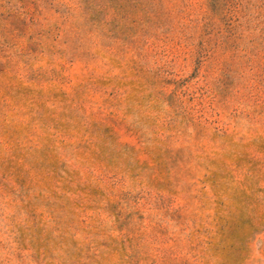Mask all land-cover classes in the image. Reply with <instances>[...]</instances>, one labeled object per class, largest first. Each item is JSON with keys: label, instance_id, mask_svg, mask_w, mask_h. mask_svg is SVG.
Instances as JSON below:
<instances>
[{"label": "rangeland", "instance_id": "obj_1", "mask_svg": "<svg viewBox=\"0 0 264 264\" xmlns=\"http://www.w3.org/2000/svg\"><path fill=\"white\" fill-rule=\"evenodd\" d=\"M0 264H264V0H0Z\"/></svg>", "mask_w": 264, "mask_h": 264}]
</instances>
